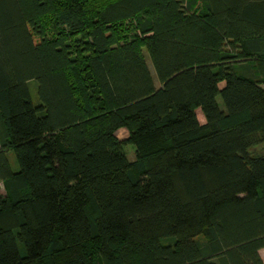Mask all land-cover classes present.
<instances>
[{"label": "trees", "instance_id": "trees-1", "mask_svg": "<svg viewBox=\"0 0 264 264\" xmlns=\"http://www.w3.org/2000/svg\"><path fill=\"white\" fill-rule=\"evenodd\" d=\"M262 82L264 0H0V264H264Z\"/></svg>", "mask_w": 264, "mask_h": 264}, {"label": "rangeland", "instance_id": "rangeland-1", "mask_svg": "<svg viewBox=\"0 0 264 264\" xmlns=\"http://www.w3.org/2000/svg\"><path fill=\"white\" fill-rule=\"evenodd\" d=\"M135 27H136V23H135V20H134V19H133V20H130V21H128V22H126V23H124V24L122 25V28H123L124 30L126 29V32H125V33H127V32L130 33V32H132V31H135ZM143 53H144V57H145V60H146V62H147L148 68H149V70H150V72H151V75H152V77H153V80L155 81L156 84H158V81H157V78H156V75H155L154 69H153V67H152V64H151V62H150V60H149L148 54H147V52H146L145 49H143ZM240 63H241V62L237 63V64H236V67H239V66H240ZM238 69H239L240 71H242V70L244 71V70H245L243 67H239ZM238 69L236 68L235 71L239 73L240 71H239ZM246 72L252 74V70H250V71L248 70V71H246ZM239 74H240V73H239ZM260 85L264 88V82L260 83ZM29 88H30V94H31L32 100H33V102H36V83H35L34 81H30V83H29ZM217 102H218L219 106H220L221 108H223L222 100H221L220 96H217ZM197 117H198V119H199V121H200L201 123L204 122V117H203V115L201 114L200 110H197ZM123 129H124V128H122V129H120V130L117 131V133H118L119 135H121V136H123V135L126 134V131L123 130ZM123 151H124V153L126 154V157H127V159H128L129 161L134 160V158H135V154H134V145H133V144H131V143H126V144H124V145H123ZM5 154H6V157H7L8 161H9V163H10L11 169H12L13 171H17V170H18V163H17V161H16V158H15V155H14L13 150L8 149V150L5 152ZM2 193H3V188H2V184L0 183V195H1ZM162 243H163V244H166L167 242L163 240ZM21 252H23V249L21 250ZM262 257H263V260H264V252L262 253Z\"/></svg>", "mask_w": 264, "mask_h": 264}, {"label": "crops", "instance_id": "crops-1", "mask_svg": "<svg viewBox=\"0 0 264 264\" xmlns=\"http://www.w3.org/2000/svg\"><path fill=\"white\" fill-rule=\"evenodd\" d=\"M264 252V248H262L261 250H260V255H261V257H262V253ZM262 259H263V257H262ZM263 262H264V260H263Z\"/></svg>", "mask_w": 264, "mask_h": 264}]
</instances>
